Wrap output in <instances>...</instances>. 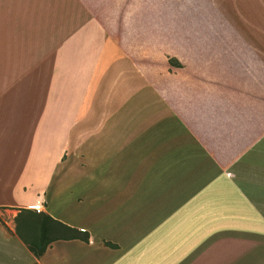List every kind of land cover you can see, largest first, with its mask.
I'll return each mask as SVG.
<instances>
[{
    "label": "crops",
    "instance_id": "obj_1",
    "mask_svg": "<svg viewBox=\"0 0 264 264\" xmlns=\"http://www.w3.org/2000/svg\"><path fill=\"white\" fill-rule=\"evenodd\" d=\"M191 1L0 0V264H264V0Z\"/></svg>",
    "mask_w": 264,
    "mask_h": 264
},
{
    "label": "trees",
    "instance_id": "obj_2",
    "mask_svg": "<svg viewBox=\"0 0 264 264\" xmlns=\"http://www.w3.org/2000/svg\"><path fill=\"white\" fill-rule=\"evenodd\" d=\"M15 234L35 258L41 257L49 245L57 240L82 239L88 235L53 220L44 212L21 209L14 218ZM106 246L114 248L110 243Z\"/></svg>",
    "mask_w": 264,
    "mask_h": 264
},
{
    "label": "rangeland",
    "instance_id": "obj_3",
    "mask_svg": "<svg viewBox=\"0 0 264 264\" xmlns=\"http://www.w3.org/2000/svg\"><path fill=\"white\" fill-rule=\"evenodd\" d=\"M191 1V0H190ZM229 0H199L196 2H190L189 8V17L183 20V26L191 28H213L218 26H227V20L220 17L219 12H225L228 10ZM253 10V24L254 28H260V3L255 6V3L252 4ZM254 38H259L254 31ZM239 57V56H238ZM254 58H259V51L253 52Z\"/></svg>",
    "mask_w": 264,
    "mask_h": 264
},
{
    "label": "built area",
    "instance_id": "obj_4",
    "mask_svg": "<svg viewBox=\"0 0 264 264\" xmlns=\"http://www.w3.org/2000/svg\"><path fill=\"white\" fill-rule=\"evenodd\" d=\"M29 210H33V211H36V212H42L38 206H30V208H28Z\"/></svg>",
    "mask_w": 264,
    "mask_h": 264
}]
</instances>
